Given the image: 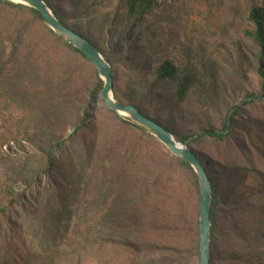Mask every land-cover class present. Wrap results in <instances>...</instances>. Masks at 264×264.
<instances>
[{"label":"rangeland","instance_id":"1","mask_svg":"<svg viewBox=\"0 0 264 264\" xmlns=\"http://www.w3.org/2000/svg\"><path fill=\"white\" fill-rule=\"evenodd\" d=\"M46 1L70 29L111 54L118 101L195 139L185 145L213 178L226 215L247 201L264 203V101L244 105L261 88L264 61L250 36L256 28L249 9L264 8V0H154L127 40L120 36L128 23L123 0ZM15 24L0 21V264H199L192 172L155 137L108 110L101 93L92 100L99 75L61 41L46 34L32 52L26 37L16 52ZM15 54L18 62L11 61ZM164 61L197 70L198 83L183 103L173 84L156 82ZM235 107L228 139H197L219 130ZM86 111L88 126L78 133ZM230 246L220 239L215 253ZM223 257L212 260L230 264Z\"/></svg>","mask_w":264,"mask_h":264},{"label":"trees","instance_id":"2","mask_svg":"<svg viewBox=\"0 0 264 264\" xmlns=\"http://www.w3.org/2000/svg\"><path fill=\"white\" fill-rule=\"evenodd\" d=\"M46 4L50 7L56 18L59 20L61 24L68 27L67 21L55 11L54 7L44 0ZM0 6L6 8L7 12L3 11L2 15H0V21L4 22L9 18H13L15 21L16 26L12 27V38L13 43L15 45V51H20L21 48L24 46L26 47L25 38L28 37V41L30 42L28 47H33L31 49L32 52L36 51L43 43L44 37L47 35L49 38L47 39H54L61 41L63 43V48L69 50L73 53L79 54L82 58L87 60V58L80 53L77 49H75L70 44L66 43L63 39L53 33L48 27L45 26L43 23V18L41 14L32 9L28 8L23 5L13 4L7 1L0 0ZM154 0H123L122 7L124 8V19L128 21V23L123 27L120 36L127 40L130 36L137 30L138 23L141 20L149 16L152 13L154 8ZM14 12V13H10ZM249 19L255 26V32L251 33L255 40V42L260 47V57L261 61H264V8L260 7H251L249 9ZM126 23V22H125ZM118 24V22H115ZM72 30V29H71ZM45 32V33H44ZM74 32L80 34L79 32ZM47 34V35H46ZM84 38L87 39L85 35L80 34ZM30 38V39H29ZM120 39V40H119ZM118 41L122 39L119 38ZM88 40V39H87ZM116 41L111 47H116ZM31 44V45H30ZM93 44V43H92ZM95 46V45H94ZM96 47V46H95ZM97 48V47H96ZM99 50V49H98ZM104 59L108 62L111 66V54L107 52H103L99 50ZM3 61V59L1 60ZM13 61L18 62L19 58H13ZM5 62H3L4 65ZM92 65V64H91ZM258 75L261 79V88L257 94H251L247 96L244 101V105H249L255 102H263L264 101V66H259ZM98 74V73H97ZM156 82H169L174 85L175 87V99L177 103H183L187 96L189 95L190 91L197 85L198 83V74L196 68L188 64L183 69L178 70L174 64L170 61H164L156 70ZM21 75H17L15 78V89L21 88L19 87L18 78ZM103 89V81L98 77V85L95 92L91 95V99H95V95L101 93ZM134 106V105H133ZM136 107V106H135ZM141 113V109L136 107ZM238 107H235L231 113L227 115L225 118L222 127L219 130H204L201 134L197 136V139L205 136L212 138L215 141L223 142L228 139L234 132V125H235V117L238 114ZM143 114V113H142ZM144 115V114H143ZM146 116V115H144ZM90 114L86 111L83 117L79 121V125L75 128L76 132H81L86 129L90 120ZM149 118L148 116H146ZM151 119V118H149ZM153 120V119H151ZM154 121V120H153ZM123 123L129 124L128 122L123 121ZM176 139V141L186 144L188 140H195L193 137H179L175 135L172 131L167 129ZM58 144L57 146H59ZM52 146L47 151V159L52 166L54 164V157L53 152L55 147ZM189 146V144H188ZM178 159V158H177ZM199 160V159H198ZM180 165L189 169L192 174L194 175L196 181V175L192 168L183 160L178 159ZM200 161V160H199ZM201 163V162H200ZM202 164V163H201ZM203 165V164H202ZM206 169V167L204 166ZM212 187V204H211V212H210V220H211V263L210 264H217V262L212 260V256H224L220 261L228 262L230 264H252L253 261H257V264H264V252L256 251L259 248H254V237H257L259 240L263 242L264 245V203L260 206L256 204L250 203L247 201V208L240 209L238 207L231 209L229 214L221 208L222 200L220 193L216 184L213 181V178L210 176V173L206 169ZM198 182V181H197ZM248 196V195H247ZM247 197H242L245 200ZM244 202V201H243ZM223 214V215H222ZM240 218V219H239ZM222 221V222H221ZM222 223V225L220 224ZM227 223H229L227 225ZM256 234V236H254ZM220 239H226L227 242L230 243V247L232 249L227 250V252L216 254L215 250L217 249V242Z\"/></svg>","mask_w":264,"mask_h":264},{"label":"water","instance_id":"3","mask_svg":"<svg viewBox=\"0 0 264 264\" xmlns=\"http://www.w3.org/2000/svg\"><path fill=\"white\" fill-rule=\"evenodd\" d=\"M19 4L38 11L43 23L53 33L82 53L92 64L103 81L101 98L106 108L122 120L137 126L155 137L176 158L186 162L194 171L199 188V264L211 263V204L212 187L208 173L200 163L195 153L175 140L174 136L157 122L144 116L135 106L123 104L114 97L113 76L111 66L104 59L100 51L89 40L64 26L56 18L50 7L43 0H2Z\"/></svg>","mask_w":264,"mask_h":264}]
</instances>
